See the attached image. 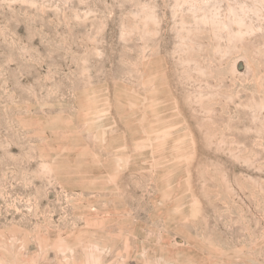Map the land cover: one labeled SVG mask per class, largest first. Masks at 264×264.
<instances>
[{"label":"rangeland","instance_id":"rangeland-1","mask_svg":"<svg viewBox=\"0 0 264 264\" xmlns=\"http://www.w3.org/2000/svg\"><path fill=\"white\" fill-rule=\"evenodd\" d=\"M0 264H264V0H0Z\"/></svg>","mask_w":264,"mask_h":264}]
</instances>
